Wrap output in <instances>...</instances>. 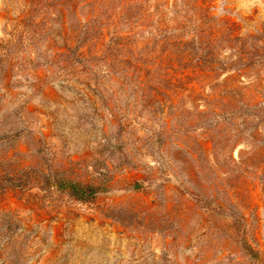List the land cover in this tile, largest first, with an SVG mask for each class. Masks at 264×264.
Listing matches in <instances>:
<instances>
[{"label":"rangeland","instance_id":"rangeland-1","mask_svg":"<svg viewBox=\"0 0 264 264\" xmlns=\"http://www.w3.org/2000/svg\"><path fill=\"white\" fill-rule=\"evenodd\" d=\"M0 264H264V0H0Z\"/></svg>","mask_w":264,"mask_h":264},{"label":"trees","instance_id":"trees-1","mask_svg":"<svg viewBox=\"0 0 264 264\" xmlns=\"http://www.w3.org/2000/svg\"><path fill=\"white\" fill-rule=\"evenodd\" d=\"M66 184H64V186H65ZM71 186H70V188L72 189V191L75 193V195H77L78 197H81L82 196V192L80 193H78V190H77V188H76V185L75 184H70ZM63 186V185H62Z\"/></svg>","mask_w":264,"mask_h":264}]
</instances>
